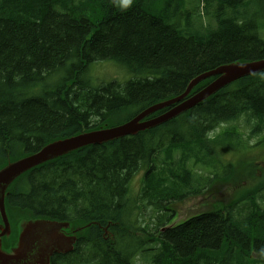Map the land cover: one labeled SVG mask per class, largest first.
<instances>
[{"label": "trees", "instance_id": "trees-1", "mask_svg": "<svg viewBox=\"0 0 264 264\" xmlns=\"http://www.w3.org/2000/svg\"><path fill=\"white\" fill-rule=\"evenodd\" d=\"M199 5L202 10L195 11ZM209 10L213 29L199 22ZM259 20L264 0H199L192 11L180 0H134L127 11L117 0H0V167L60 139L122 125L181 95L191 80L219 66L263 59ZM96 62L113 64L126 81L90 86L83 78ZM240 120L246 143L264 145V72L231 83L148 131L81 149L22 175L7 190L13 187L10 214L70 221L77 213L103 228L92 229V248L55 255L50 264H135L136 257L149 258V264H264V178L223 201L228 205L214 201L175 223L176 202L221 191L220 183L242 178L235 167L215 163L221 143L233 156L240 151L241 161L246 158L239 171L247 181L264 163L258 155L263 148L251 157L237 128L224 126ZM190 164L212 167L215 175L207 180ZM140 172V199L153 206L156 221L155 228L139 223L134 233L130 187ZM77 194L85 199L78 201ZM108 223L121 229H104ZM16 229L5 251L13 247ZM111 236L133 249L125 256L116 252Z\"/></svg>", "mask_w": 264, "mask_h": 264}, {"label": "water", "instance_id": "water-1", "mask_svg": "<svg viewBox=\"0 0 264 264\" xmlns=\"http://www.w3.org/2000/svg\"><path fill=\"white\" fill-rule=\"evenodd\" d=\"M263 72L264 58L248 63H231L219 66L191 80L181 95L149 107L123 125L111 129H100L88 134L54 142L43 147L37 153L9 164L6 168L0 170V218L2 223L4 225L7 224L4 208L5 189L23 173L86 146H98L124 137L135 136L139 132L162 125L204 102L227 85ZM209 78L214 80L192 96L186 98L199 83ZM167 107L170 108L160 115L144 120L149 115ZM63 225L67 224L43 220L23 224L17 244L10 253L1 251V238L5 233L0 231V264H49L48 260L51 256L71 251L73 241L69 245L63 244L59 235ZM6 232L8 233V229Z\"/></svg>", "mask_w": 264, "mask_h": 264}, {"label": "rangeland", "instance_id": "rangeland-1", "mask_svg": "<svg viewBox=\"0 0 264 264\" xmlns=\"http://www.w3.org/2000/svg\"><path fill=\"white\" fill-rule=\"evenodd\" d=\"M165 0H163L164 2ZM184 2V9L188 10V11H192V8H195L197 6V1L199 0H180ZM191 4V5H190ZM196 10H202V6L199 5ZM212 11L209 10L208 13L203 14L200 17V24L203 28H209V29H213L215 28V23L212 19L208 18L209 13H211ZM194 14L192 15V21L194 23V26L197 27L198 26V21H196L194 19ZM258 34L259 37L261 39L264 40V20H259L258 21ZM89 73L87 75H85V77L83 78L85 81H88L89 83L93 84V86H98L97 84H106L107 82L111 81V80H115V81H119L120 83H122V81H126V78L123 74L122 71L118 70L117 67H115L113 64L109 63V62H96L95 64H92L89 66ZM61 77V76H60ZM129 78V76H128ZM127 78V79H128ZM234 125L238 132L241 133L243 135V140L244 143L249 146V153L250 156H255L258 154L259 149L263 148L261 153L258 154L260 155L261 158V162H264V145H258L257 146H253L255 143V139H250L248 140V142L246 143L247 140V135H248V131L243 123L242 120L237 121L233 124H229V125H224V126H231ZM107 129V128H105ZM103 129V130H105ZM222 129V128H221ZM97 131V129L95 130ZM218 131V130H217ZM210 136H213V133L210 134ZM228 150V151H227ZM216 153H217V161H215V163H220L223 167L225 168H229V167H235V170H233L236 174V176L241 175L242 178L236 180V181H231L225 184H221L220 183V178H222V175H219V178L217 180V183H220V185L222 186L221 191L215 190L213 192H204L200 193L199 195L195 196L194 198L188 199L187 201H180V202H176L175 208L178 212V216L176 217L175 223L176 222H180V221H184L187 218L201 213L207 209H210V204L213 203L214 201H226V199H233L235 197H238L239 195L243 194L245 191V189L247 187H250L252 185H254L255 183H258L261 179L264 178V163H262L261 165H259L253 175V180L249 179L247 181V176L244 175V170H240L241 165L240 162L246 160V158H244L241 161V156H240V151H236L234 153V156L232 154V151L229 150V147H227L226 143H221L217 149H216ZM163 155V153H162ZM179 154H175L173 156V160L178 159ZM160 158H162V156H160ZM10 162V161H8ZM7 162V164H9ZM189 168L192 172H195L198 175H202L204 177H207L210 180L214 175V171L212 167H199V166H193L192 164L189 165ZM245 169V168H242ZM218 174H219V170H215ZM239 172V173H238ZM142 177H143V172H140L139 174H137L134 179H133V183L131 184V195L132 197L136 200V203L134 201L133 203V209L130 211L131 212V226L136 228V229H132V231L135 232H139L140 229H138L139 227V223H141V226L144 228L145 226L151 225L150 227L155 228L152 224L155 223L156 221V214L154 211L153 206L149 205L146 200H141L140 199V195H141V181H142ZM245 180L246 182H244V184L242 186L244 187H238L241 183V181ZM196 182V180L194 181ZM201 183V181H200ZM206 188V187H205ZM204 188V189H205ZM27 191V188H26ZM135 191H137L135 193ZM133 201L130 200V203H132ZM225 205H228L229 202H223ZM136 204V208L134 209ZM129 206V204H126ZM131 206V205H130ZM129 206V207H130ZM27 219H21L19 222H25ZM27 223V222H26ZM161 229V228H160ZM4 236H2L3 238ZM1 238V239H2ZM113 237L111 236L110 241L113 243H117L116 240H113ZM119 246V244L117 243V247ZM133 249L132 247H130L129 245H120L117 250L121 251V252H125L128 248ZM140 260V261H139ZM138 261V262H136ZM150 259L149 258H145L144 260H141L140 257H136L134 259V263L135 264H149Z\"/></svg>", "mask_w": 264, "mask_h": 264}, {"label": "flooded vegetation", "instance_id": "flooded-vegetation-1", "mask_svg": "<svg viewBox=\"0 0 264 264\" xmlns=\"http://www.w3.org/2000/svg\"><path fill=\"white\" fill-rule=\"evenodd\" d=\"M85 168L89 169L90 167L87 166ZM34 171L35 170L31 171L30 173H33ZM79 171L82 173L81 170H79ZM87 178H88V176H87ZM89 183H90V180H87L88 192H89ZM77 195H81L82 196V198L77 199L78 201H83L85 199V195L84 194H77ZM86 197L89 198V193L87 194ZM7 201H8V197H7ZM6 208H7L6 214H7L8 222L10 224L11 234H10V236H8V237L4 236L1 239V243L2 244H4L7 240H10V237L13 236L14 233H15V229H16V226H17L18 222L21 219H23V217L19 218L18 215L16 216V218H14L10 214L8 206H6ZM18 214H20V212H18ZM28 216H30V215L28 214ZM77 217H78V214L76 213L75 217L73 219H70V221H61L62 223H66L67 224V225H63V227L61 228L62 229V234L66 235V236H74L75 246L77 245L79 240L81 238H83V236H84V232L81 229L87 230V236L90 235L91 229H95L94 220L89 219V218H79V217L77 218ZM27 218H30V217H27ZM36 220L54 222V220H51V219L36 217V218H30V219L26 220L25 222L20 223L19 226H22V224H25L26 222H33V221H36ZM0 221H1V219H0ZM58 222H60V221H58ZM0 224H1V222H0ZM104 229H112V228L109 225H106ZM16 237H17V235H16ZM15 240L17 241V238ZM60 256L61 257L62 256H66V254H60Z\"/></svg>", "mask_w": 264, "mask_h": 264}, {"label": "bare ground", "instance_id": "bare-ground-1", "mask_svg": "<svg viewBox=\"0 0 264 264\" xmlns=\"http://www.w3.org/2000/svg\"><path fill=\"white\" fill-rule=\"evenodd\" d=\"M244 63H248V62H244ZM13 163H14V162H11V163H9V164H13ZM9 164H7V165H6L5 167H3L2 169L6 168ZM2 169H1V170H2ZM9 187H10V184L6 187L5 192H4V195L7 194V190H8ZM22 227H23V225H22V226H18V229H16V235H17L16 238H17V240H18V237H19V234H20V231H21ZM7 229H8V233L6 232ZM0 231L4 232L5 235H6L7 237L10 236V234H11V228H10V224H9L8 220H7V224H5V225H4L3 223L0 224ZM59 235H60V238H61L62 243H63V244H66V245H69V244L71 243V241L74 239V236H66V235H63V234H62V230H60ZM13 248H15V246L9 248L8 251H5V250L3 249V246L1 245V251L4 252V253H10V251H11Z\"/></svg>", "mask_w": 264, "mask_h": 264}, {"label": "clouds", "instance_id": "clouds-1", "mask_svg": "<svg viewBox=\"0 0 264 264\" xmlns=\"http://www.w3.org/2000/svg\"><path fill=\"white\" fill-rule=\"evenodd\" d=\"M117 3L121 11H127L132 7L134 0H117Z\"/></svg>", "mask_w": 264, "mask_h": 264}]
</instances>
